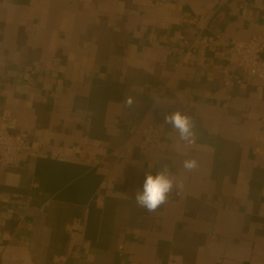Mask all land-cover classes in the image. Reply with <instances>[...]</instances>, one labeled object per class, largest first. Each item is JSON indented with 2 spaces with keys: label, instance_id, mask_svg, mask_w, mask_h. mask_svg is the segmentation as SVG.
I'll use <instances>...</instances> for the list:
<instances>
[{
  "label": "crops",
  "instance_id": "0c3cea01",
  "mask_svg": "<svg viewBox=\"0 0 264 264\" xmlns=\"http://www.w3.org/2000/svg\"><path fill=\"white\" fill-rule=\"evenodd\" d=\"M253 36L264 0H0V132L30 147L0 166V264H264V84L228 47ZM161 164L180 187L149 213Z\"/></svg>",
  "mask_w": 264,
  "mask_h": 264
},
{
  "label": "built area",
  "instance_id": "2783aa9c",
  "mask_svg": "<svg viewBox=\"0 0 264 264\" xmlns=\"http://www.w3.org/2000/svg\"><path fill=\"white\" fill-rule=\"evenodd\" d=\"M229 50L236 56L235 67L246 76L259 79L264 84V41L253 36L247 41L232 40L228 43ZM38 69L35 67L34 71ZM162 147V134L158 126L148 123L141 131L139 148L153 153ZM27 135L22 132H0V166L16 165L21 152L29 150Z\"/></svg>",
  "mask_w": 264,
  "mask_h": 264
},
{
  "label": "clouds",
  "instance_id": "9594fccd",
  "mask_svg": "<svg viewBox=\"0 0 264 264\" xmlns=\"http://www.w3.org/2000/svg\"><path fill=\"white\" fill-rule=\"evenodd\" d=\"M123 105L126 108H134L137 105L136 97L132 94L125 95ZM163 122L165 125H171L179 133L180 140L185 141L187 145L196 143L195 123L190 115L177 108L166 113ZM183 168L189 173L196 171L199 168L198 160L194 157L185 159ZM179 187L167 164H161L159 170L144 173V179L140 188L134 192L133 199L138 208L155 213L168 202L170 195Z\"/></svg>",
  "mask_w": 264,
  "mask_h": 264
}]
</instances>
